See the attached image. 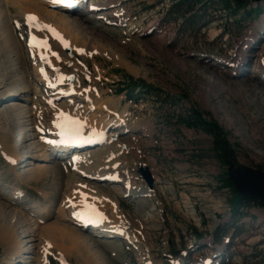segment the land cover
Listing matches in <instances>:
<instances>
[{"label":"rangeland","instance_id":"obj_1","mask_svg":"<svg viewBox=\"0 0 264 264\" xmlns=\"http://www.w3.org/2000/svg\"><path fill=\"white\" fill-rule=\"evenodd\" d=\"M177 1H124L127 11H131L135 19L132 26L146 17L155 23L153 33L141 31L129 37L125 33L108 35L102 28L109 26L119 30L124 26L121 23L107 25L104 19L92 25L83 21V26L89 25L88 33L74 30L75 34L89 43L90 48L96 46L106 49L104 53L98 51L101 49L98 48L88 55H79L80 61L87 66L88 74L83 77L85 82L95 78L97 84V91L95 88L93 91L89 88L88 91L93 96L101 92L107 101L105 107L108 105L116 110L111 114L103 107L102 115L108 113L113 118V115L124 112L122 115L130 116L127 117L130 120L128 124L135 128L123 133L110 128L116 135L101 147L106 153L97 148L91 149V152L98 150L106 155L109 153L108 148H112L113 153L128 148L129 151L123 153L127 158L124 155L120 157L117 165L122 161H130L132 180L140 187L144 185L143 189L147 187L153 190L154 194L147 191L148 194L143 196L146 205L141 208L144 217L140 219H150L149 225H156L144 229L146 221L136 223L140 219L133 216L140 205L135 198L127 196L125 192L124 195L118 194L122 192L120 189L114 192L109 186L102 185V188L118 197L119 206L128 215V219L144 232L146 244L151 247L158 263L172 261L179 262L177 264H196L222 249L225 250L221 254L222 260L226 264H264V205L255 202L239 208L238 212L233 210L230 201L236 198V191L226 182L228 165L222 163L213 151V136L203 129L191 128L184 123L193 109L209 120H217L234 147L237 156L235 162L264 169V136L260 135L261 130H264V71L259 68V64L264 65V61L258 58L264 56V13L263 10H257L253 14H245L243 11L233 14L231 10L221 7L219 0H203L205 4H199L188 11L174 6ZM83 11L72 14L86 19ZM186 13L193 15L196 24L187 25L184 18H179V15L185 16ZM147 20H143L144 26L148 24ZM18 27L16 23L14 29L22 47V52L18 53L21 60H17L15 54L4 56L0 51V128L6 127L4 123L10 115L5 114L3 106L19 95L16 93L7 98V93L11 94L29 79L33 85L43 86L35 80L33 61L26 51V26L21 22V29ZM253 29L257 34L252 36ZM241 52L244 53L243 61L237 66L236 58L242 55ZM218 58L223 61L216 60ZM17 67L22 71L12 70ZM67 70L69 73L66 77L71 73L76 77L77 71L69 67ZM240 73L248 77V81L241 80ZM135 81L146 83L149 89L141 91L138 84H133ZM132 89L134 92L130 94ZM39 99L43 103L40 96ZM13 116L12 120L16 118L15 114ZM22 120L14 128L11 127L13 135L21 132L20 127L26 122ZM260 124V132L254 134V127ZM113 140L124 143L119 151L114 149L116 145ZM31 144L33 142L30 139L24 145L16 144L23 158L27 159L26 168L48 166L52 174H44L26 182L19 181L17 175L9 171L7 161L0 152L3 182L0 184V198L5 201L3 197H8L11 188H7V184L20 185L27 192L22 203L30 207L36 205L34 208L50 205L48 222H51L57 214L53 208L66 194L69 188L66 182L71 180V176L61 170L59 161L51 157V161L28 158L32 153L31 149L29 151ZM86 151L89 150L72 154L90 153ZM140 163L151 172L154 179L151 187L143 179L138 167ZM76 177L85 179L78 174ZM87 231L82 234L90 236L91 231ZM140 236L142 240L143 236ZM126 242H129L128 239L116 243V246H122V255H113L112 252L118 261L111 259L108 252L106 255L97 253V260L94 259L97 263L114 261L116 264H142L137 261L139 256L127 249ZM72 250L73 256H69L66 261L70 264L85 263L75 255V248ZM6 255L0 243V261ZM49 259L51 264H60L53 254H49Z\"/></svg>","mask_w":264,"mask_h":264},{"label":"bare ground","instance_id":"obj_2","mask_svg":"<svg viewBox=\"0 0 264 264\" xmlns=\"http://www.w3.org/2000/svg\"><path fill=\"white\" fill-rule=\"evenodd\" d=\"M90 1L91 4L97 5V10L92 13H99V17L106 20L107 25L118 23L123 24L124 28L119 30L115 28L113 29L109 26L102 28L108 35L113 36L118 33L122 35L125 33L129 37L132 34L138 35L141 31L151 33L154 30L153 29L149 32L155 23L153 20L149 21L146 17H143L139 22L136 21V25L132 26L135 19H133V15L131 16L132 12L127 11V8L125 7L126 3L124 1L126 0ZM77 12H80L78 8L65 14L64 9H55L50 0H0V51L4 56H6L5 54H15L17 56L16 59L21 60V56L18 55V53L22 52V47L20 46V41H18L17 36L15 35L14 28L17 23L19 26L18 29H21V22L26 21L27 17H32L34 19L33 26L30 27L31 29L46 27L38 29L39 34L43 37L47 36L44 29L57 28L63 37L69 41V49L71 51L73 50L72 55H69L66 53L68 52V48L58 46L53 42L55 50L58 53L57 56H54L52 53L54 57H51L50 61L45 65L36 59L32 60V71L35 80L43 86H39V84H35L37 85L35 86L29 79L28 82L18 86L15 91L11 92V94L7 93V95H5L8 98L10 96H15L16 93L19 94L17 99H12V101L8 102V104L6 103L2 108L3 111L6 112V115L10 113V115H8L10 120H5V123H3L6 127L0 128V152L5 155L6 159H8L7 164L9 171L16 174L19 181H30L52 172L51 167L48 166L44 168H35L33 166L28 169L26 168L28 166L27 159L23 158L24 155L21 154V149L16 146V144L19 143V138H15L12 133L13 128L15 127L14 125L19 123L21 118H23V122L26 121L25 123H22L20 127V129H25L21 130L22 132L20 133V140L23 139L22 145L29 141V139L33 142V144L30 145L31 148H29L32 150V153L28 158L31 157L42 161H51L50 154L52 152L55 153L57 151L56 155L62 154L58 152L60 148L63 149L64 152L70 149V146L68 145H61L59 146L60 148L51 149L50 144L45 142L46 140L54 138L51 130L56 119L55 117L60 110H67L72 115H76L83 119L86 125V131L84 134H77V137L80 138V140H87L96 137L98 133H91L93 130L99 132L100 135V133H104L107 129V135L110 138H113V136L116 135L113 130L109 131L108 128L111 127H118V129H120L119 132L135 130V128H132L133 126L131 127V125L128 124V121H130L127 119L128 115H122L124 112L119 115H113V118H111L108 113L102 115L103 107L107 104V101L103 98V94L98 91L97 95L93 96L88 91L89 88H91L92 91L94 88V90H96L97 84L95 85V78H91L89 82H85L83 77L88 74L87 66L80 61L79 55H88L90 51H93L94 49L98 50L99 47L92 46V48H90L87 41L81 39V37L74 33L76 29L88 33L87 27L89 25L85 24V26H83V21L90 23L91 25L95 24L94 17L87 16L86 14H83V16L87 17L86 19L77 18L76 16L74 17L72 13ZM143 20L148 21V24H146L147 27L142 24ZM125 22L128 24L125 25ZM251 32L252 36L257 34L255 29ZM79 49L81 51H78ZM105 50V48H101L98 51L104 53ZM240 54L242 55L238 56L237 53L235 54L237 55V66L243 61L242 57L244 56V53L241 52ZM258 58L259 60L264 61V56L260 55ZM68 67L74 72L77 71L76 77L73 79L71 78V80L65 78L69 73V70H67ZM259 68L262 69L261 71H264V65L259 64ZM12 70L22 71L21 68L18 67L17 69L12 68ZM80 72L81 74H79ZM239 77H241V80L248 81V77L246 78L243 73H240ZM58 78L64 79L63 85L48 90L47 87H49L51 83L57 81ZM39 96L43 99V103L40 102ZM1 99L3 100V98ZM112 108L113 107H108L107 105L106 111H110L111 114L115 113L113 111L116 110ZM125 112H127V109ZM13 114L16 115V118L12 120L14 117ZM99 115H102L101 118H98ZM113 119L116 120L114 121ZM11 127L13 128L11 129ZM261 128V124L258 127H254V134L258 131L260 132ZM16 133L19 135V132ZM260 133L261 136H264V130H261ZM110 138L108 141H110ZM113 142L115 143L114 145H116V148H114L116 151H119L121 145H124V143L117 140H113ZM103 145L93 148L91 146L86 149L89 150L86 152L90 153H77L67 156L68 159L64 162L57 158L52 159L59 161L61 170H64L66 174L70 175L71 180L66 182V185L69 187L67 188L68 193L66 192V194H63V197L57 204L56 208H53L57 214L55 219L51 222H48L50 221L49 217L51 215L49 209L50 205L44 208H34L36 205L30 207L29 204L22 203L24 197L27 196V192L20 185L11 186L7 184L6 187L11 188L12 190H8V197H3L5 198V201H1L2 199L0 198V243L3 245L7 255L1 259L0 264H51V261H49V254L55 255L59 261H62L63 258L66 260L69 256H73L71 255L73 254V248H75V255H78L80 259L85 262L82 264H114L118 258L115 259V256H112V252L113 255L116 253L122 255L123 253L122 246H116V243L119 240L118 236L120 237L121 234L115 232L119 229L124 230L123 232L125 233L123 234V237L124 239L127 238L129 241L125 244L127 245V249L132 250V253L134 252L139 256L137 257L138 260L136 259L137 261H141L142 264L174 263L172 261L165 263H158L155 261L151 247L146 244L147 239L143 236L144 232H142L141 229L136 228L137 225L135 224V226L134 223L128 219V215L123 212L121 206H119L120 201L118 197L116 198V196L109 194L110 191L105 192L103 190L102 187L107 184L105 180L109 179L110 175L113 173L118 174L120 178L119 183H122L125 186L130 185V188L119 187L120 184H116L111 188L114 192L118 189L122 190V192L118 193L120 195H124L125 192L127 196L136 199L140 206H138L133 218L139 219L142 218V216L144 217L143 209L141 210L142 206L144 207L146 205L143 196L148 194L147 191H153L147 187L143 189L142 187L144 185L140 187L141 185L138 186V184L132 180L133 177L129 171L130 161L128 163L122 161L117 165L118 159L123 157V155L129 151L128 148L124 150L121 149L120 152L116 153L114 151L113 153L111 150L112 148L110 149L107 146L106 148H108L109 153L107 151L108 154L105 155V150L101 148ZM96 148L98 150L102 149L105 153H99L101 151L98 152V150L91 152V149ZM83 149L84 148H80L78 152H81V150L83 151ZM72 156L74 157L72 158ZM109 156L110 158L108 159ZM125 158H127V155ZM31 163L32 161L30 162V165H32ZM77 174L85 179L80 180L76 177ZM98 180L105 181V184L101 181V183H99ZM71 182L75 184L72 186ZM0 184H3L1 172ZM152 193L154 194V192ZM84 201L85 203L88 201L91 204L97 205V207H99L105 214L104 220L106 221V224L99 226L94 229V231L92 230L90 236L82 234L83 231L88 232L87 229L79 226V222L74 221L72 218L74 213L75 215L80 214L79 219L82 217H88L87 212L74 210L75 207H80ZM219 206L221 205L219 204ZM87 211H94V207H88ZM153 215H155V213H153ZM143 220L147 222L145 223L144 229L156 225V223H151V225H149L148 222L150 219H140V221H136V223L142 224L141 221ZM41 223L44 224L42 225ZM209 226L212 225L210 224ZM140 235L143 236V241L141 240ZM189 243L192 245L191 242ZM101 248H103V250H101ZM106 252H108L110 258L115 262L111 260L112 262L104 261L101 263L99 261L97 263L96 254L103 253V255H106ZM222 253H224V250L219 251L217 255L221 256ZM118 255L117 257H119ZM209 256L210 255L206 256V258ZM177 263L178 262L174 264ZM202 264H205V262Z\"/></svg>","mask_w":264,"mask_h":264},{"label":"trees","instance_id":"obj_3","mask_svg":"<svg viewBox=\"0 0 264 264\" xmlns=\"http://www.w3.org/2000/svg\"><path fill=\"white\" fill-rule=\"evenodd\" d=\"M215 2L218 1L216 0ZM218 3L219 4L221 3L220 4L221 7H225V9H227L228 11L231 10L230 12L233 14L236 13L238 14V12L241 11H243L245 14L251 12H252L251 14H253V12L259 10V8H262L260 5L252 6L251 0H219ZM199 4H205V3H203V0H178L174 6L181 8V10L182 8H184L190 11L191 9L197 7ZM188 15H185L182 18L185 19L186 24L190 25L193 21L192 18L193 15L192 14H188ZM130 79L133 80L132 77H130ZM133 84L136 85L138 84L137 86H139L138 87L139 89H145V88L149 89V86L146 83H136L135 81V83ZM129 93L130 94L133 93V89L130 90ZM184 123L186 124V126L191 128L203 129L204 131L208 132L213 136L212 137L214 143L213 151H215V153L218 155L222 163H225L226 165L236 163L235 161L237 156L235 154L234 147L231 141L229 140V138L227 137V133L225 132L223 127L218 124L219 122L217 120H209L205 118L201 112H199L196 109H193L192 111H190L188 119H184ZM226 182L228 186H231V189L234 190V188H232L233 183L228 178V176L226 177ZM230 202L235 212H238L239 208H243L244 206H249L251 203L255 204L256 202L258 204H262L259 201H255L254 199L243 198L239 196L237 193H236V198L234 197V199ZM196 234L198 236H201L200 233L196 232Z\"/></svg>","mask_w":264,"mask_h":264},{"label":"water","instance_id":"obj_4","mask_svg":"<svg viewBox=\"0 0 264 264\" xmlns=\"http://www.w3.org/2000/svg\"><path fill=\"white\" fill-rule=\"evenodd\" d=\"M254 3H264V0H251ZM73 77V74L71 75ZM140 163L139 170L151 187L152 175L148 167ZM227 176L233 183L236 193L243 197L254 199L264 205V169L254 168L243 163H232L227 167Z\"/></svg>","mask_w":264,"mask_h":264}]
</instances>
